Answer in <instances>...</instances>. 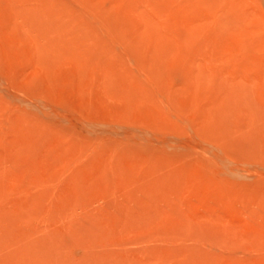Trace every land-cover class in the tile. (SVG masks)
Returning a JSON list of instances; mask_svg holds the SVG:
<instances>
[{
    "label": "rangeland",
    "instance_id": "obj_1",
    "mask_svg": "<svg viewBox=\"0 0 264 264\" xmlns=\"http://www.w3.org/2000/svg\"><path fill=\"white\" fill-rule=\"evenodd\" d=\"M13 258L264 264V0H0Z\"/></svg>",
    "mask_w": 264,
    "mask_h": 264
},
{
    "label": "bare ground",
    "instance_id": "obj_2",
    "mask_svg": "<svg viewBox=\"0 0 264 264\" xmlns=\"http://www.w3.org/2000/svg\"><path fill=\"white\" fill-rule=\"evenodd\" d=\"M23 250H24V249H23ZM40 253H42V252H40ZM26 255H27V254H26ZM23 256H24V255H23ZM23 256H22V259H24ZM17 258L21 260V258H20L19 256H18ZM17 258H13V260H16V261H17V260H18ZM26 258H27V257H26ZM37 258H39V257H37ZM39 259H40V258H39ZM39 259H38V260H39ZM20 260H18V261L22 263V261H20ZM40 260H41V262H42V261L44 260V258H43V259L41 258ZM40 260H39V261H40ZM16 261H14V262H16ZM18 261H17L16 263H17V264H21V263H19ZM44 261H45V260H44ZM7 262H8V261H7ZM10 263H13V262L10 261ZM10 263H7V264H10ZM14 264H15V263H14ZM42 264H44V263H42Z\"/></svg>",
    "mask_w": 264,
    "mask_h": 264
}]
</instances>
